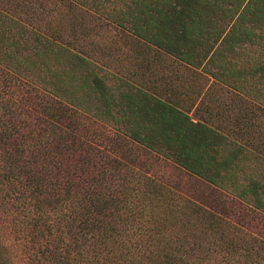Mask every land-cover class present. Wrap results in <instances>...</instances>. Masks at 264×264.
Instances as JSON below:
<instances>
[{"label":"trees","instance_id":"1","mask_svg":"<svg viewBox=\"0 0 264 264\" xmlns=\"http://www.w3.org/2000/svg\"><path fill=\"white\" fill-rule=\"evenodd\" d=\"M0 190L29 264H264V0H0Z\"/></svg>","mask_w":264,"mask_h":264},{"label":"rangeland","instance_id":"2","mask_svg":"<svg viewBox=\"0 0 264 264\" xmlns=\"http://www.w3.org/2000/svg\"><path fill=\"white\" fill-rule=\"evenodd\" d=\"M1 195L2 192H0V197ZM4 210L0 201V253L3 263L29 264L27 261L28 251L23 250L14 231V224L11 221L13 215L7 214Z\"/></svg>","mask_w":264,"mask_h":264}]
</instances>
